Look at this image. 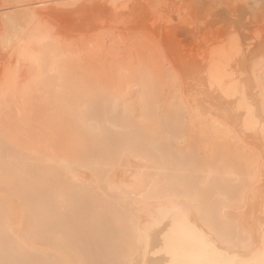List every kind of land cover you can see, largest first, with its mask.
Returning <instances> with one entry per match:
<instances>
[{"label": "bare ground", "instance_id": "6f19581e", "mask_svg": "<svg viewBox=\"0 0 264 264\" xmlns=\"http://www.w3.org/2000/svg\"><path fill=\"white\" fill-rule=\"evenodd\" d=\"M0 264H264V0H0Z\"/></svg>", "mask_w": 264, "mask_h": 264}]
</instances>
